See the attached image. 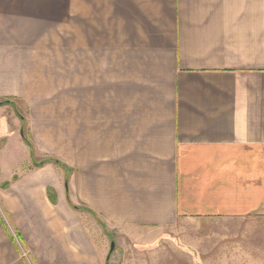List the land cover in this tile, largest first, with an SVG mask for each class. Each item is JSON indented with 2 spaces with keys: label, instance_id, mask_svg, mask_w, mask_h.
<instances>
[{
  "label": "crops",
  "instance_id": "obj_1",
  "mask_svg": "<svg viewBox=\"0 0 264 264\" xmlns=\"http://www.w3.org/2000/svg\"><path fill=\"white\" fill-rule=\"evenodd\" d=\"M12 98L0 264H264V0H0Z\"/></svg>",
  "mask_w": 264,
  "mask_h": 264
},
{
  "label": "rangeland",
  "instance_id": "obj_2",
  "mask_svg": "<svg viewBox=\"0 0 264 264\" xmlns=\"http://www.w3.org/2000/svg\"><path fill=\"white\" fill-rule=\"evenodd\" d=\"M58 62H59V60H58ZM50 93L52 95L51 96L52 97L51 103L57 104V102H60V100L63 101V87L57 91V96H55L54 91H52ZM55 97H57L56 101H54ZM12 100H14V98H12ZM61 104L62 103H59V105H61ZM13 107H14V110L11 108L7 109V111L5 112L6 113L5 117H2V114L0 113V120L3 118L6 119L8 117V115L10 114V112L14 113L16 111L17 116L21 119L22 127H20L18 129L21 131V132H19V134L18 133L14 134L13 132H6L2 135V138H0V147L3 144L5 147L4 150H1V152H0V180L11 179L12 175H14L16 173H20L21 171H23L26 164H28L29 162L32 163L33 152L31 150V146L28 144H27L28 146H24V147L21 146L20 140L18 139V137L20 136L22 141L24 140V137H25V139L29 140V137L27 136V133H26L28 131V128L25 124L24 119L22 118L23 116H26V112H28V109L26 110V108L24 106H21V105H20V107H17V104H16V106H13ZM12 124H13V128L15 129L16 126H15L13 119H12ZM4 130H5L4 126L0 124V133H3ZM17 134H18V137H16ZM18 142L20 144H18ZM41 156L43 157L45 155H41ZM47 158H49V157L47 156V157H45V158L43 157L41 159L38 158V160L39 161L40 160L47 161L46 160ZM33 163H34V161H33ZM55 164H57V163H55ZM57 165H59V164H57ZM59 171L62 172V170H60V169H59ZM191 227H193V226H191ZM112 242L113 241H108L107 239H105V245L106 246L110 245V249L112 246L111 245Z\"/></svg>",
  "mask_w": 264,
  "mask_h": 264
},
{
  "label": "trees",
  "instance_id": "obj_3",
  "mask_svg": "<svg viewBox=\"0 0 264 264\" xmlns=\"http://www.w3.org/2000/svg\"><path fill=\"white\" fill-rule=\"evenodd\" d=\"M12 104V105H14V106H16V99H14V100H12V99H5V100H1L0 101V105H5V104ZM26 134V133H25ZM24 134V135H25ZM55 162V163H59V161L58 160H56V159H51V158H49L47 161H44V162H41V164L40 165H43V163H46V162ZM36 164V163H35ZM15 179H16V176H15ZM1 186L3 187V188H8L9 186H10V182H4V183H1ZM70 203L72 204V202L70 201ZM73 205V207L74 208H78V206H76V205H74V204H72ZM0 219H1V217H0ZM1 221L3 222V219H1ZM4 223V222H3Z\"/></svg>",
  "mask_w": 264,
  "mask_h": 264
},
{
  "label": "water",
  "instance_id": "obj_4",
  "mask_svg": "<svg viewBox=\"0 0 264 264\" xmlns=\"http://www.w3.org/2000/svg\"><path fill=\"white\" fill-rule=\"evenodd\" d=\"M114 248H115V242L113 241V242H112V246H111V251H113Z\"/></svg>",
  "mask_w": 264,
  "mask_h": 264
}]
</instances>
